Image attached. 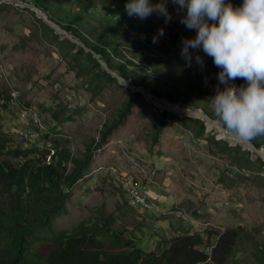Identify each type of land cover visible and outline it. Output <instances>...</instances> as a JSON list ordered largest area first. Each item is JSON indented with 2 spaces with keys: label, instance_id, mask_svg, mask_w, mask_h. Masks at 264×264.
<instances>
[{
  "label": "rangeland",
  "instance_id": "1",
  "mask_svg": "<svg viewBox=\"0 0 264 264\" xmlns=\"http://www.w3.org/2000/svg\"><path fill=\"white\" fill-rule=\"evenodd\" d=\"M28 5L0 0V164L15 169L22 164L38 166L53 149V155L64 153L68 172L73 161L83 158L86 145L98 139L102 125L117 119L124 103L136 93V85L105 63L94 65L85 55L87 49L83 56L71 59L77 52L71 47L74 39L56 32ZM167 8L172 14L167 24L155 14L144 20L137 18L143 25L172 33L159 36L149 51L151 56L165 57L161 66L140 69L141 60L127 56L138 75L160 79L162 99L168 101L166 94H171L177 101L168 102L190 109L180 101L183 93L188 92L194 103L199 94L204 96L201 106L212 111L209 98L217 86L212 77L218 69L202 51L203 67L195 60L185 66L180 41L195 33L179 22L183 12L171 0ZM86 68L88 77H95L94 84L76 77V72ZM244 83L237 78L235 85ZM163 112L167 114L164 130L153 145V131ZM52 113H59L58 120ZM211 113L213 122L209 124L213 127L205 125L203 134L196 138L200 119L157 108L141 94L67 191L64 210L37 231L33 240L44 244L58 231L71 232L81 224L101 220L100 225L107 224L104 228L113 234L108 233V237L132 239L144 251L162 249L176 237L200 235L204 241L200 250L208 253L217 235L241 228L249 236L239 238L227 258L217 256L210 263L257 264L255 243L264 244V165L257 160L264 162V153L240 146L248 151L252 165L232 159L225 148L240 140L230 139L233 134L226 133ZM67 117L70 120H65ZM213 140L221 143L216 145ZM123 181L157 196V211L138 213L122 190ZM15 204L12 190L1 181V208L10 212Z\"/></svg>",
  "mask_w": 264,
  "mask_h": 264
},
{
  "label": "trees",
  "instance_id": "2",
  "mask_svg": "<svg viewBox=\"0 0 264 264\" xmlns=\"http://www.w3.org/2000/svg\"><path fill=\"white\" fill-rule=\"evenodd\" d=\"M19 1L40 9L50 21L75 40L71 47L77 48V52L70 57L71 59L76 60L78 56H83L87 49L85 55L94 65L99 67L101 60L111 71L125 80H130L136 87H142L153 95L162 97L158 85L160 79L156 75L152 77L138 75L136 73L138 69L130 59L138 57L141 60L140 69L150 65L155 69L161 66L165 57L149 54L153 46L149 34H156L159 28H155L154 25H143L136 17H129L124 10L126 0ZM231 3L238 6L240 0H231ZM163 33L172 35L164 30ZM65 41L69 42L67 39ZM68 66L69 69L75 70L71 64ZM87 71L88 68L76 72V77L85 79L84 82L87 84L97 82L94 81L95 77H88ZM212 79L218 83L215 75ZM236 80L231 83L235 85ZM140 95L139 92L134 93L133 98L125 102L119 110L117 119L102 125L98 139L86 145L83 158L73 161V168L68 172L66 157L59 151L53 155L49 164L45 161L48 152L38 166L22 164V167L15 169L0 164V182L12 190V197L16 202L10 212H5L0 206V264H211L210 262L213 263L217 256L222 260L227 258L234 251L237 240L249 236L241 228L226 230L217 235V242L214 247L207 248L208 253L200 250L204 245L200 235L176 237L162 249L144 251L132 239L108 237V233L112 232L104 228L107 224L100 225L101 220L95 219V222L81 224L71 232L58 231L44 244L33 240L32 237L37 231L47 227L52 218L64 210L67 191L75 185L83 169L92 160L94 152L106 143L107 138L122 122L130 106ZM183 95L180 101L184 105L193 110L200 109L205 115L213 118L212 111L201 106L203 95L197 94L196 103L189 98L188 92H184ZM166 96L170 102L177 101L171 94ZM161 116L162 119L153 131V145L158 143L164 130L163 117L167 114L163 112ZM52 118L58 120L59 113H52ZM65 120L70 118L67 117ZM197 122L196 138L205 130L204 121L200 119ZM213 141L216 145L221 143ZM248 141L256 149L264 151V135ZM225 150L232 159L243 160L245 164L252 165L247 158L248 151H242L240 146L227 147ZM257 163L264 165L260 159ZM254 258L257 264H264L263 243H255Z\"/></svg>",
  "mask_w": 264,
  "mask_h": 264
},
{
  "label": "clouds",
  "instance_id": "3",
  "mask_svg": "<svg viewBox=\"0 0 264 264\" xmlns=\"http://www.w3.org/2000/svg\"><path fill=\"white\" fill-rule=\"evenodd\" d=\"M168 0H126L125 13L144 20L155 14L167 24L172 14ZM183 15L179 22L194 30L181 38L180 55L185 66L203 67L199 51L211 57L218 69L217 86L210 107L223 128L245 140L264 135V0H171ZM163 28L151 37L156 43ZM191 50V51H190ZM242 78V85L231 82Z\"/></svg>",
  "mask_w": 264,
  "mask_h": 264
},
{
  "label": "water",
  "instance_id": "4",
  "mask_svg": "<svg viewBox=\"0 0 264 264\" xmlns=\"http://www.w3.org/2000/svg\"><path fill=\"white\" fill-rule=\"evenodd\" d=\"M26 5V4H24ZM29 7H31L44 21L45 23L50 26L52 29H54L56 32L58 33H61V34H65L68 38L72 39L71 36L66 33L64 30H62L58 25H56L54 22L50 21L47 16L38 8L34 7L33 5L29 4L28 5ZM75 42V40H73ZM95 58H98L97 55H94ZM99 63L102 64V65H105L104 62H102L101 60H99ZM111 73V72H110ZM113 74V73H112ZM136 92H139L140 94H143L145 95L157 108H160V104H163V105H173L175 106L176 108L178 109H181L180 112H173L171 109L169 108H166L167 111L169 112H172V113H175V114H178L180 116H183V117H193V118H198V119H202L205 123V125L207 126V124H209L210 122H213V120L208 117L207 115H205L202 110L200 109H196V110H193V109H189V108H186V107H183V108H180L170 102H168L166 99H162V98H159L155 95H153L152 93H150L149 91L145 90L144 88L142 87H136ZM162 109V108H160ZM215 122V121H214ZM218 122V121H217ZM218 124L221 126V123L218 122ZM222 127V126H221ZM224 131H226L224 128H223ZM226 133H229V132H226ZM232 137H237L235 135H232ZM237 139L240 140V143H237V144H234V145H239L241 146L243 149H247L248 146H250L252 149H254L255 151H263V150H258L256 149L248 140H245V139H241L239 137H237ZM246 141L247 142V145L243 144L242 141ZM261 153H264L261 152Z\"/></svg>",
  "mask_w": 264,
  "mask_h": 264
},
{
  "label": "bare ground",
  "instance_id": "5",
  "mask_svg": "<svg viewBox=\"0 0 264 264\" xmlns=\"http://www.w3.org/2000/svg\"><path fill=\"white\" fill-rule=\"evenodd\" d=\"M160 108L165 107L169 108L168 105H159ZM173 112H179L178 108H174L172 110ZM210 127H213L212 123L209 124ZM225 137L228 136L224 134ZM230 136V135H229ZM230 139H237L235 137L230 136ZM54 150H48V154L46 156V163L49 164L51 162V159L53 157ZM122 190L124 191L125 195L129 197V199L132 201L136 211L140 214H152L158 209V205L156 204L157 196H154L153 194H150V192H147V194H144L139 189H134L132 187V184L129 181H123L122 182ZM145 190V189H144Z\"/></svg>",
  "mask_w": 264,
  "mask_h": 264
},
{
  "label": "built area",
  "instance_id": "6",
  "mask_svg": "<svg viewBox=\"0 0 264 264\" xmlns=\"http://www.w3.org/2000/svg\"><path fill=\"white\" fill-rule=\"evenodd\" d=\"M141 191L144 193V194H147V192H149L148 190H144V189H142V187H141ZM160 202V201H159Z\"/></svg>",
  "mask_w": 264,
  "mask_h": 264
}]
</instances>
